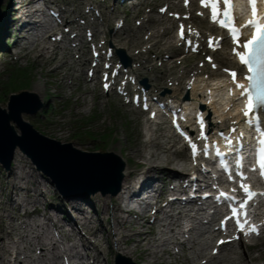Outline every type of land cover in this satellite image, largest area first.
<instances>
[{
	"label": "bare ground",
	"instance_id": "6f19581e",
	"mask_svg": "<svg viewBox=\"0 0 264 264\" xmlns=\"http://www.w3.org/2000/svg\"><path fill=\"white\" fill-rule=\"evenodd\" d=\"M104 1L105 3L103 4L108 6L111 0ZM35 3H38V0H22L19 7L13 6V9L11 6L9 7L11 12L9 10L1 12V34L9 35L13 29H18L19 38L27 42L26 45L18 46L19 55L26 58L27 55L35 54L34 65L43 68L40 72L44 76H61L62 80L69 79L72 76L71 70L72 72L75 71V65L76 67L79 66L81 71L83 67L89 66L88 68H91L93 71L94 79H98L101 71L97 64H93L96 68L92 67L91 62L94 61L93 59L88 60L85 57L86 54L81 51L75 54L73 53V49L61 47L62 41L66 40L69 34L65 32L57 33V31L62 29L60 25L56 24L46 29L49 31L47 34L52 33L55 36L60 34L61 40L59 42L56 40L49 41V39L46 41V35H44L41 37L35 36L33 38H36V40L28 43L30 39L28 35L33 30L42 26L37 16H43V13L37 10H28ZM63 3L65 6L69 5L66 1ZM145 4L147 3L144 1L134 4L133 13L131 12L129 17H142V8ZM165 4L170 6L172 3L170 0H165ZM173 5L182 8L174 2ZM80 6L78 4L77 9L81 12ZM47 10L51 9L47 8ZM59 12L64 16L67 11L61 8ZM183 13H187L186 9H184ZM105 14L101 12V21L102 25L107 26L118 13L112 12L110 16ZM79 16L87 18L82 12ZM76 18L78 20L81 19V17ZM200 20L205 21V23L194 21L196 26L206 29L210 34L219 35V31L213 25L208 24L206 19L200 17ZM163 21L161 16L156 19L150 15H145L141 20V24L136 28L132 27L129 30L127 28L126 32H120L124 30L125 26L123 23H120L119 29H112V39L115 42H118L117 40L120 37H124V39L131 43V48H124L119 45L115 46L116 48H122L133 62L132 67L129 68V75L139 80L144 75L140 70L145 68L147 74L151 75L149 77V81L152 83V89L149 92L151 93V97L157 96L161 102H166L168 99H171L173 102H182L186 107L191 104L199 106L202 108L203 114H213L216 116V122L212 119L210 120L211 129L228 128L233 122H238L240 116L225 113L228 111L227 107L230 105V102L224 103L219 109L216 108L215 103L206 105V91L209 89L212 94L219 95L221 89L208 83L215 79L222 80L225 77L219 65L225 63L228 68L232 69L236 66L234 58L230 55V50L226 51L225 46L227 43L223 44L221 50L212 53V57L214 58L212 63L216 64L217 70L204 71L203 68L197 65L192 68H184L169 83V92H166L164 96H158L160 89H163L161 82L165 76L169 75L173 66H168L163 61L153 64L149 54L151 52L156 54L159 61L161 54L164 56L165 54L175 53L180 43V41H163L164 36L169 33V27L164 29L158 28L159 24ZM168 21L176 23L177 27V23L181 20ZM70 23H72V20ZM70 26L75 27L76 24ZM148 28L151 32L145 38ZM190 30L186 32L188 39L199 38L201 32L198 31L197 27H193ZM97 36L98 33L95 31L94 38L97 39ZM142 38H145L146 40L144 41H147L149 45L138 49L139 44L143 40ZM173 39H175V36ZM2 47L3 43L0 45V48ZM69 59H73V61L71 62ZM180 62H185V58H182ZM65 66L68 67L69 72L68 69L67 71L65 70ZM44 68L51 69V71L45 72ZM202 84L204 85L200 88ZM51 86L54 85L51 84ZM35 89L40 90V85L37 84ZM78 89L79 87L73 90L71 94L78 93L74 101L77 104L80 99L79 106H82L85 104L84 95L86 91ZM185 90L189 93L187 101L182 100L183 91ZM166 91H168V88ZM238 100L239 98L236 102ZM158 122L156 124L149 119L145 120L144 127H142V132L140 133L141 140L135 148L127 149L125 157L122 155V148L116 151L122 163L120 188L117 192L111 188L110 192L105 194L103 198H100L103 213L109 214L112 219V229L110 232L100 222L99 215L95 213L94 217L88 218L82 208L79 207L83 203H92V196L65 199L64 202L60 199L56 203L48 202L44 204L41 210L39 198L44 196L41 184L35 179L31 181L26 176L18 174L24 168L21 162L17 160L20 157L21 151L16 147L13 165L8 170L10 191L6 194L5 198H2L3 195H1L0 190V198H2L0 200V212L5 211L4 199L5 202H11L15 209L14 215L11 216L10 213H7L5 217L8 221L10 220L7 227L4 225L5 220L0 216V264H56V261L61 259L63 255L69 256L72 264H86L87 259H92V264H99L98 256L86 251L90 246H93V250L95 249L97 252L100 250L98 243L92 244L90 242V238L98 239V237H101L98 234L104 237L105 245L116 256L120 255L130 261H139V264H264V249L259 247L258 244H254L251 250L255 252V255L237 253L233 250L231 244H225L221 248L220 255L214 257L209 255L207 257L205 253V245L207 243L200 244L198 240L207 234V232L200 233L199 231L203 225L201 217L203 209L201 208L195 211L192 210L191 213H188L187 210L181 207L176 208L175 211L172 210V213L166 214L164 217L165 223L158 224V226L147 223L148 208H151V202L147 201L148 197L141 200V203L138 205L140 210L122 209L120 202L123 201V195L132 196L139 191H149L157 186L151 193H158L157 199L159 200L167 193L176 190L172 185L173 179L188 171L189 164L186 159L179 158L178 151H172L173 145L176 143V136L171 133L170 129L165 132L164 120H159ZM65 133L67 132L58 131L57 139L69 142V137ZM74 145L82 151L93 149V146H87L82 143H75ZM111 149L113 150V148ZM112 153L116 154L115 152ZM133 159L137 160V162L134 165L131 163V166L128 164V161ZM180 188L182 189V187ZM12 193H15L18 198L17 200L12 197ZM109 204H112L110 209ZM165 207H171V203H167L164 207L159 205L156 212L161 214ZM70 209L77 213V216L72 217L69 214ZM32 216L37 221L31 223L29 220ZM95 218L99 219V227L95 225ZM185 219L189 221L187 231L183 229ZM214 221L215 217H211L207 225H212ZM80 228L85 230V235H78ZM52 231H56L57 235H52ZM213 232L215 233V231ZM110 245H112V248ZM11 249L13 253H11ZM224 251H226L225 254ZM164 256H168L169 261Z\"/></svg>",
	"mask_w": 264,
	"mask_h": 264
},
{
	"label": "rangeland",
	"instance_id": "374dc122",
	"mask_svg": "<svg viewBox=\"0 0 264 264\" xmlns=\"http://www.w3.org/2000/svg\"><path fill=\"white\" fill-rule=\"evenodd\" d=\"M11 1L13 0H4L2 7L9 8L11 6V4H9L11 3ZM64 1L68 2L69 4L67 6V8L69 9L68 11H71V13L74 12L75 15H79L78 12L80 11H78L77 5L81 4V12L85 15H88L89 25L93 23L96 25L98 39H96V41L94 42L95 44L98 43V41L102 42L103 40H106L108 43L110 42L112 44V47L114 48L116 45L122 46L124 48H131V43L124 39V37H120V39L117 40L118 42H115V40L112 39V34L110 33V31L114 28L116 23H118L117 21L120 20H122L125 25L124 30L120 32H126L127 28L128 30L132 27L136 28L141 24V20L145 15H150L156 19L161 16L164 21L159 24L158 28L164 29L166 27H169V33L164 36L163 41L167 40L170 42H175V39L173 38L175 36L176 23H170L168 21L173 19L171 17H168V14L174 13V11H179L175 8V6L171 5L169 6L165 14L161 15L159 13V10L162 6L166 5L162 0H111L109 1L105 15H109V13L111 12H117L118 14L107 26L102 25L100 20L94 19V15L98 14L99 11L104 12V10H102L99 6V4L105 3L104 0H50V3H48V5L53 9H56V7L64 8L66 7L63 3ZM143 1L147 4H145L142 8V17H129V14L131 12L133 13L134 4ZM93 2L98 10L92 13H88V4ZM40 5L41 3H39V6ZM195 19H198V17H195ZM81 22H79L78 24L80 25ZM191 24L197 27L198 30H200L202 33L207 32L206 29L196 26L193 20L191 21ZM67 28L69 29V27ZM86 28L91 29L93 27L88 26ZM77 29L80 30L81 34L85 33L84 29ZM62 30L63 28L60 30V32H63ZM150 32L151 30L148 28V31H146L147 34H145V38H147ZM145 38H142L143 40L139 44L138 49L145 48L147 45H149L147 44V41H144L146 40ZM107 42L105 43V46H107ZM61 47L73 49L72 46L65 42L61 44ZM2 48L3 49L0 51V108L7 111L8 101L12 94H32L42 104V107L34 115L22 113V120L29 123L39 134L57 141L59 142V144L70 145L72 148L84 153L93 152L95 154L100 153L105 155L113 154L112 152H115L116 154L113 155L118 158L119 154L116 151H118L119 148H122V155L125 157V153L128 148H135L138 145V142L141 140L140 133L142 132V127H144L146 115H143L138 111L131 110L130 107L123 105L119 101V99L111 93L110 95H104L101 90V74L98 75V79H92L91 81L86 82V80H88L86 74L87 70L90 69L88 68L89 66H87L86 68L83 67L81 71L79 66L76 67L74 65L75 71L72 72L71 70L70 73L72 76L69 79L62 80L61 76H44L40 72V70H42L43 68L34 65L35 54H31L30 56L27 55V57L24 58L19 55V48L17 45H15L13 49H11L10 47L5 46V44L3 43ZM80 48V51L86 54L85 57L88 60H91L92 58L88 44H84V47L80 46ZM182 50L181 48H176L175 53L169 55L165 54V56L163 57V54H161V56H159V61L157 60L156 54H154L153 52L149 54V56L151 57L150 60L153 64L161 63V61H164L166 65L168 64V66H173L169 75L165 76L161 82L163 89H167L171 80L174 79V77H176L178 73L184 68H192L196 65L198 66L200 64H203L204 66L202 68L205 71L212 70L210 65L205 61L206 55L190 56V54H186L185 49L184 51ZM73 53L76 54L78 53V51L74 50ZM183 57H185V62H180ZM69 61L72 62L73 59H69ZM220 67L221 72H223L222 69L227 68V64L222 63L220 64ZM67 69L68 67L65 66L66 71ZM44 71L50 72L51 69L44 68ZM69 71L70 70L68 69V72ZM140 71H142V73L144 74L142 78H146L149 80V77H151V75L147 74V70L144 68ZM159 75L162 76L161 73H159ZM37 84L40 85V90L35 89ZM51 84L54 86H51ZM150 84L151 82L148 81L149 88ZM77 87H79V89H81L82 91H86V94L84 95L85 104L82 106H79V103L81 102L80 99L78 100L77 104H75L74 101L75 97L78 96V93L73 95L71 94ZM163 89L160 91L162 92ZM185 93L186 92H184V95ZM222 105L223 103L217 105V108H220L219 106ZM168 127L169 125L165 124V132L168 131ZM11 128L17 134L20 133L16 125L12 122ZM60 130H62V132H67L65 133V135L69 137V142H63L57 139V132ZM75 143H82L87 146H93V149L82 151L74 145ZM111 148H113V150ZM175 150L180 151V147L177 146V140L172 148V151ZM179 156V158L186 159L187 163L189 164L185 154H179ZM17 160L21 162V165L24 168L22 171L18 172V174L26 176L27 179L31 181L35 179L41 184L42 191L44 193V196L39 198V207L41 208V210L44 204H47L48 202L56 203L59 199L63 202L65 201V199L55 191L53 185L50 184V180L34 167V165L27 158V156L23 154V152H21L20 157ZM136 162L137 160L133 159L128 161V164L132 166V164L134 165L136 164ZM8 181H10L8 170L6 171L0 166V190L1 195H3L2 198H5L6 194L10 191ZM89 196H92V203H83L79 207L82 208L88 218L94 217L95 213L99 215L100 222H102L104 227H106L108 232H110L112 229V219L109 214L103 213L102 202H100V198H103L104 195L95 193L89 194ZM12 197L16 200L18 199L15 193H12ZM2 198H0V200H2ZM111 207L112 204H109V209ZM4 208L5 211L0 212V216H2V218L5 220L4 225L7 227L10 223V220L8 221V219H5V217L7 216V213H10L11 216L14 215L15 209L11 202H5V199ZM149 209L150 208H148V213L150 211ZM71 213L72 211L70 209V214ZM71 215L75 217L77 213H72ZM95 219V225L96 227H99V219ZM29 221L32 223L37 221V219L32 216L30 217ZM80 232L81 234H84L85 230H80ZM53 234L56 235L55 232H53ZM98 235L101 237H98V239L92 238V241H95V243L99 244L100 250L97 252V250L95 249L92 250V246H90L88 247V249H86V251L91 252V254L97 255L99 264H114L116 254L113 253L107 247V245H105L104 237H102L101 234ZM215 235L207 233L205 234V237H201L200 239H198L200 241V244H203L205 242L207 243L205 245V253L207 254V257L210 255L211 249L215 247V241L217 238ZM92 241L90 240L91 243ZM250 243L258 244L259 247L264 249V236ZM110 247L112 248V245H110ZM232 248L235 252L240 254L245 255L247 253H250L252 255H255V252H252V249H250L245 244H234L232 245ZM10 251L11 253H13L12 249ZM225 253L226 251H224V254ZM164 257L169 261V258H167L168 256ZM91 261L92 259H87L86 264H92ZM56 262L57 264H63L62 259H58V261ZM131 262L134 264L140 263L139 261L135 262L133 260H131Z\"/></svg>",
	"mask_w": 264,
	"mask_h": 264
},
{
	"label": "water",
	"instance_id": "95a60500",
	"mask_svg": "<svg viewBox=\"0 0 264 264\" xmlns=\"http://www.w3.org/2000/svg\"><path fill=\"white\" fill-rule=\"evenodd\" d=\"M3 0H0V6ZM41 107L38 99L28 93L12 94L8 113L0 108V164L10 168L16 146L27 155L34 166L51 180L63 197H86L100 192L102 195L120 188L122 163L113 154L84 153L70 145H60L36 132L24 122L21 113L35 114ZM10 120L21 136L11 128ZM114 264H132L117 256Z\"/></svg>",
	"mask_w": 264,
	"mask_h": 264
},
{
	"label": "snow or ice",
	"instance_id": "6c2138e0",
	"mask_svg": "<svg viewBox=\"0 0 264 264\" xmlns=\"http://www.w3.org/2000/svg\"><path fill=\"white\" fill-rule=\"evenodd\" d=\"M185 2L187 4V0H185ZM219 2L220 0H201V5L204 7H210L211 18L214 23H219L221 27H225L226 25L230 26L233 20L231 0H223L224 9L222 15L224 19L218 21L217 17L221 15V10L218 7ZM248 3L251 7L252 18L247 21L243 27H251L254 29L252 38L243 44V52L236 51L235 49H233V52L239 58L240 63L247 67L249 73V75L245 77V79L248 80V88L244 89V85L242 84H236V87L238 89H244L241 91V96L247 97L244 109V116L247 118L246 123L255 127V122L258 118L253 115L254 111L259 109L261 114L264 115V85H262V82H264V25H261L259 22L260 18L257 15L256 0H248ZM229 31L233 42L235 43L239 39V30L230 26ZM181 37L182 39L184 38L183 25H181ZM229 75L232 76L233 82L235 83L237 74L235 72H229ZM107 87L108 85L106 84V90ZM154 115L155 114H153V116ZM173 122L175 124V120ZM258 143L260 148L257 151V165L260 169L261 177L264 178V132H262L261 139ZM206 151L207 150L205 149V154ZM193 155L195 156V151L193 152ZM241 188L244 190L248 199L253 198L254 194L250 192L247 186L242 184ZM240 207L245 208L246 203L241 204ZM232 211L233 215H236V209L233 208ZM223 223L224 222H222V224ZM236 227L237 230H243L244 225L240 224L239 220H237ZM249 231L254 232L255 227L250 228ZM245 234L247 235L248 233ZM219 243H224V241H220Z\"/></svg>",
	"mask_w": 264,
	"mask_h": 264
}]
</instances>
